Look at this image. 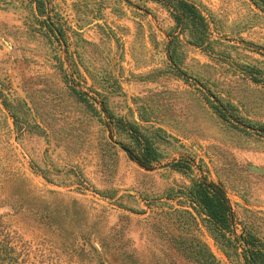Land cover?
<instances>
[{"label": "rangeland", "instance_id": "374dc122", "mask_svg": "<svg viewBox=\"0 0 264 264\" xmlns=\"http://www.w3.org/2000/svg\"><path fill=\"white\" fill-rule=\"evenodd\" d=\"M130 1L0 0V264H194L174 209L243 264L181 202L203 177L226 191L237 236L264 238V12L190 0L210 23L203 49L171 43L161 4ZM137 136L151 171L124 146L139 151Z\"/></svg>", "mask_w": 264, "mask_h": 264}, {"label": "trees", "instance_id": "16d2710c", "mask_svg": "<svg viewBox=\"0 0 264 264\" xmlns=\"http://www.w3.org/2000/svg\"><path fill=\"white\" fill-rule=\"evenodd\" d=\"M152 1L165 7L176 24L177 34L172 35V42L184 36L190 43L197 47L206 49L210 42V23L200 8L190 0H140ZM257 8L264 12V0H250ZM171 53V50H170ZM264 83V80H256ZM228 107L227 104L223 111ZM218 109V108H217ZM223 117V111L219 110ZM114 128V127H113ZM112 128V129H113ZM139 132L136 128L129 126L126 130ZM111 130V126H110ZM259 131L264 134V125ZM111 137L113 138V132ZM139 151L124 145L131 153L133 159L148 171L154 169L158 161V154L152 144L144 136L136 137ZM186 164L176 162L173 167L183 171ZM184 196L182 203L188 204L195 212L207 216L209 222L208 232L221 252L233 263L232 256L242 260L243 264H264V238L253 234L249 230H243L241 236L236 234V218L231 202L226 191L217 183L207 178H196L192 185L181 192ZM175 221L173 224L182 230V233L174 237V241L182 256L194 264H224L217 258L209 244L194 231L199 226L197 217L193 211L187 209H174ZM6 253L3 259L11 260L12 256ZM32 256L31 250L24 253Z\"/></svg>", "mask_w": 264, "mask_h": 264}, {"label": "water", "instance_id": "95a60500", "mask_svg": "<svg viewBox=\"0 0 264 264\" xmlns=\"http://www.w3.org/2000/svg\"><path fill=\"white\" fill-rule=\"evenodd\" d=\"M126 3L130 4V5H133L136 7V5H134L130 0H124Z\"/></svg>", "mask_w": 264, "mask_h": 264}]
</instances>
